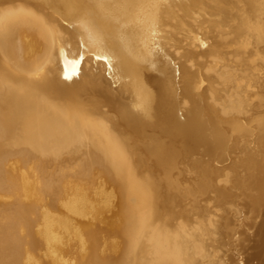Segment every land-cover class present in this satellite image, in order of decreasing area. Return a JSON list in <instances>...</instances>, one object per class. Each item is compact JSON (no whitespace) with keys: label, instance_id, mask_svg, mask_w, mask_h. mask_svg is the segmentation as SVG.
Here are the masks:
<instances>
[{"label":"bare ground","instance_id":"obj_1","mask_svg":"<svg viewBox=\"0 0 264 264\" xmlns=\"http://www.w3.org/2000/svg\"><path fill=\"white\" fill-rule=\"evenodd\" d=\"M166 1L169 0L43 1L76 22L80 55L91 53L96 58H113L112 68L122 70L131 79V102L115 99L112 107L120 115L121 123L127 125L126 140L132 141L140 129L151 130L154 125L168 136L155 146L161 152L160 170L164 174L173 170L177 157L198 144L213 158L214 151L221 149L227 140L223 123L243 132L248 131L250 123L264 126V113L241 120V113L221 109L220 119L214 111L204 117L199 113L203 101L192 109L175 111L173 95L177 87L168 66L170 56L161 49V36L155 30L157 6ZM247 1L255 3L253 13L245 11ZM215 2L230 13L217 14L234 21L238 28L239 37L234 42L264 58L257 50L264 44V0ZM192 37L198 43L196 52L212 49L198 36ZM62 42L55 29L30 8L17 4L0 9V58L4 62L0 65V134L8 135L15 143L13 148L0 145L2 263L139 264L143 238L147 237L160 253L147 264H182L178 255L165 252V244L151 230L147 212L131 216L125 206L132 194H142V201L152 202L132 167L137 156L129 158V150L135 153L141 147L136 143L127 146L103 119L90 118L49 99L50 95L67 89L68 83L61 77L74 61V57L66 55V63L59 48ZM234 42L223 46L229 47ZM197 65L196 70L202 64ZM89 68L86 65V70ZM184 74L188 76L186 85L200 83L198 71L186 69ZM81 84L90 85L91 79ZM259 134L253 141L257 154L247 156L244 161L251 168V177L256 176V181L263 185L260 173L264 172V145H261L264 132ZM56 143H71L83 149L84 154L65 170L48 166L34 148ZM187 144L192 147L186 148ZM155 147L144 150L151 153ZM217 173L213 163H209L197 180L186 179L187 194H201L205 181L206 188H212ZM104 186L113 188L116 205L112 212L118 223L111 221L107 204L100 199L99 191ZM219 191L225 198L230 195L226 187ZM263 196L253 205H261ZM255 230V250L250 259L263 262L264 211Z\"/></svg>","mask_w":264,"mask_h":264},{"label":"rangeland","instance_id":"obj_2","mask_svg":"<svg viewBox=\"0 0 264 264\" xmlns=\"http://www.w3.org/2000/svg\"><path fill=\"white\" fill-rule=\"evenodd\" d=\"M43 1L0 0V9L22 4L41 15L63 41L59 46L60 50L69 58L80 60L76 71L73 70L74 65L65 69L61 78L68 83L67 89L64 93L50 95L49 99L53 103L81 111L90 118L103 119L127 146L136 143L141 147L135 153L132 149L128 153L129 158L137 156L132 167L140 183L145 185V194L150 196L152 202L142 201V194H132L127 197L125 204L128 214L132 216L134 213L147 212L151 230L165 244V252L178 255L183 259L182 264H264V261L254 262L250 259L257 238L255 226L264 211L262 199L261 205L253 203L256 204L257 198L264 194V183L260 185L256 176L251 177V168L248 169L244 161L247 156L257 154L258 149L253 141L257 134H263L264 126L250 123L246 127L250 130L243 132L223 123L228 134L227 140L223 142L221 149L214 151L213 158H209L203 145L198 144L190 150L189 147L192 146L187 144L185 147L189 150L184 156L175 159L173 172L164 174L160 170L163 163L159 162L161 152L155 146L168 136L159 126L154 125L151 130L140 129L138 134H134L132 141L126 140L127 125L121 123L120 115L112 107L115 99L131 102V79L124 76L122 70L119 72L112 68L113 58H96L91 53L80 55V45L74 29L76 22L51 9L52 5ZM254 5V2L247 1L245 11L253 13ZM223 11L230 14L227 8L221 7L215 0H192L190 3L169 0L157 6L158 22L155 30L161 36V49L170 56L168 66L173 71L177 87L173 95L177 113L192 109L201 101L204 104L199 113L204 117L214 111L220 119L221 109L241 113V120L252 119L264 113V58L253 54L254 50H243L234 42L239 37L238 28L234 21L217 14ZM194 35L212 49L196 52L198 43L193 40ZM231 42L234 43L229 47L223 46ZM257 50L264 54V44L258 46ZM198 62L202 65L196 70ZM1 63L4 62L0 58V65ZM86 65L90 66L89 70H86ZM186 69L198 71V85H186ZM88 79H91L90 85L81 84ZM261 141V145H264V139ZM0 145L13 148L15 143L8 135L0 134ZM153 146L155 148L151 153L144 150ZM34 149L44 163L60 170L73 166L84 154L83 149L71 143H56ZM209 163H213L219 172L213 178L212 188H206L205 181V189L201 194L188 195L185 180H197L201 170ZM260 175L264 178V172ZM101 182L100 180L99 184ZM222 187H226L229 197L225 198L219 193ZM169 191L175 193L170 194ZM99 196L107 204L111 221L118 223L112 212L116 205L113 188L104 186L99 191ZM143 241L139 264L153 262L160 255L147 237ZM0 244H3L1 240ZM2 248L0 245V250ZM152 257L153 261H150ZM143 259L147 261H141ZM0 264H3L1 258Z\"/></svg>","mask_w":264,"mask_h":264},{"label":"snow or ice","instance_id":"obj_3","mask_svg":"<svg viewBox=\"0 0 264 264\" xmlns=\"http://www.w3.org/2000/svg\"><path fill=\"white\" fill-rule=\"evenodd\" d=\"M81 42L83 43V41H81ZM61 51H62V54H63V50H61ZM65 61L67 63V56L66 55H65ZM72 63L74 65L73 70L76 71L78 69V65L80 63V60H74Z\"/></svg>","mask_w":264,"mask_h":264}]
</instances>
